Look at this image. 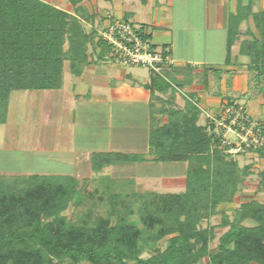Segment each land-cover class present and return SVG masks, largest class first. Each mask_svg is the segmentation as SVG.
Instances as JSON below:
<instances>
[{"label":"trees","instance_id":"16d2710c","mask_svg":"<svg viewBox=\"0 0 264 264\" xmlns=\"http://www.w3.org/2000/svg\"><path fill=\"white\" fill-rule=\"evenodd\" d=\"M69 1L72 12L45 0H0V123L7 120L12 91L60 89L66 61L79 76L93 59H112V45L94 27L87 28L94 16L84 0ZM254 2L237 0V10L229 13L227 53L230 59L240 41L256 87H264V9L255 10ZM249 20L257 33L251 26L242 28ZM172 79V72H151L146 84L151 91L149 146L153 161L188 163L186 190L127 191L123 184L130 180L104 176L107 192L99 200L108 205L109 215L95 218L92 202L84 218L73 220L65 214L70 203L81 206L93 198L83 195L80 179L38 173L0 177V264H200L206 257L207 264H264V203L242 202L233 219L219 209L234 201L252 168L241 167L198 123L199 111L190 99L183 109L174 106ZM168 92L169 121L161 125L154 117L155 101ZM258 151L264 157V146ZM145 161L142 153L94 152L92 168ZM260 175L264 180V170ZM219 213L220 225L228 229L211 251L215 227L203 221ZM133 215L142 227L131 221ZM247 219L256 224H246ZM164 238L167 245L159 248ZM146 245L155 251L143 257Z\"/></svg>","mask_w":264,"mask_h":264},{"label":"crops","instance_id":"0c3cea01","mask_svg":"<svg viewBox=\"0 0 264 264\" xmlns=\"http://www.w3.org/2000/svg\"><path fill=\"white\" fill-rule=\"evenodd\" d=\"M99 1V4L94 8L90 6L89 0L82 2L94 16L92 21L87 23L88 27H94L101 34L118 18L141 26L142 33L150 38L153 47L167 50L176 62L174 66L166 70L172 72L174 76V79L171 80L177 90L175 98L172 99L174 106L179 100L186 102V99H190L198 108V123L205 126L208 131L214 128L209 115L219 118L224 113L226 105L232 102L245 103L253 118L264 122V87H256L255 95L249 97L251 96L249 58L240 54V41L233 45L230 59L227 53L229 13L237 10L236 1L207 0L204 10L206 22L204 28L210 30L211 34L208 39L199 40V42H184V37L178 39L176 36V31L180 29L176 25L175 18L172 17V0H147L146 3L140 0L144 9L135 8L137 0ZM53 4L67 11H73L69 0H66V4L57 2ZM185 23L182 22V28L186 31L189 30L190 24L184 26ZM218 33H220L219 38H215V34ZM242 38L247 37L243 36ZM99 50H95V54ZM126 65L115 57L112 59L95 58L91 64L85 67L81 75L77 76L71 73L69 84H66L63 74L62 88L45 89L44 101L41 103L44 118L40 120L36 141L39 145L38 148L53 153L57 151L56 123H58V114L61 104L70 102L71 108L78 115L69 128L71 138L68 140L67 146L59 150L60 153H63V157H73L72 164L75 169L81 166L79 164L81 159L85 160V165H88V162L92 164L94 152H124L120 149L122 146H132L134 143H139L140 140V136H135L133 133V112L129 111V113L127 109L131 105L141 104L146 108V132L143 134L146 141L144 136L141 140L145 142V147L143 143V152L130 151L126 153H142L151 163L155 162L152 160L155 156L151 153L149 146L151 91L146 87V84L150 83L151 74L149 73L148 78L144 77L141 72L133 73L128 70ZM159 95L161 98L155 101L157 113L154 117L163 125L169 121L166 108L170 107L167 99L171 96V92ZM101 113H105L111 118L110 123L106 126L102 125V120L97 122L92 118V114L97 116ZM80 116L83 118L87 116L86 122L83 124L80 122ZM8 117L6 122H8ZM128 126L130 127L128 128ZM232 157L238 161L237 156L232 155ZM146 162L148 161L144 163ZM175 162H184L186 165L179 171V174L168 177L148 175L149 177L146 179L147 183L161 180L160 182L164 186L163 191L156 190V188L147 190L184 192L188 163L186 161ZM114 165L119 164L109 165L105 168ZM239 165L242 167L240 162ZM238 194L234 201L221 203L219 209L226 210V214L232 212L229 209L227 211L226 208L231 207L235 211L242 203L238 202ZM213 218L214 216L203 222L205 227H215V238L210 244L211 251L216 250L220 236L228 229V227L220 225L222 219L215 222ZM230 218L232 217L230 216ZM245 222L248 225L255 223L251 219H247ZM208 260L206 257L200 264H207Z\"/></svg>","mask_w":264,"mask_h":264},{"label":"rangeland","instance_id":"374dc122","mask_svg":"<svg viewBox=\"0 0 264 264\" xmlns=\"http://www.w3.org/2000/svg\"><path fill=\"white\" fill-rule=\"evenodd\" d=\"M45 1H48L50 3L57 2L59 4H66V0ZM172 1V17L175 18L176 25L178 29H180L176 31V36L178 37V39L184 37V42H199V40L204 41V39H208L211 31L204 28L206 23L204 18V10L207 6V0ZM233 1L237 2V0ZM99 2V0H89L90 6H93V8L97 6ZM135 8L144 9V6L140 3V0H137ZM253 8L255 10L264 9V0H255ZM182 22H186L184 26L190 24L189 30H183ZM249 26H251V28L257 33V30L251 20L246 21L242 24L243 29H246ZM219 35L220 33L215 34V38H219ZM158 51L169 53L167 50L162 49H158ZM126 66V68L133 73L141 72L143 76L147 78L149 77V73L151 74L152 72L148 68L141 66H134L130 64H127ZM71 75L72 74L69 69V62L67 61L65 62L64 67V80L66 84H69ZM249 84L251 95L249 97H252L253 95H255L256 88L254 73L249 74ZM45 91L46 90H15L12 92L8 111V122L0 123V177L9 179L14 178V176L17 175H26L33 173H61L70 174L74 177H77L78 179H80V184L83 188L84 193L83 195L86 196L89 193L93 195V198L88 197L85 203L81 206L75 205L74 201H72L68 209L65 211V214L68 218H71L73 220L84 218L87 208L93 205L92 202H94L96 206L94 214L95 218H97L98 216L107 217L109 215L108 205L105 202L99 200V197L107 192L106 184L103 183L101 179L104 176L108 179L113 178L123 180L128 178L130 182L127 184H123V189L127 191H144L148 188H156V190L163 191L164 186L160 182V179V181L156 180L157 182H153L152 177L151 180L153 183H147L146 179L147 177H149L148 175L168 177L179 174V171L185 168L186 165L184 162L155 161L151 163L150 161H148L146 163H124L107 167L102 171H95L92 168V164H90V162H88V165H85V160L81 159L79 160V164L81 166L75 169V166L72 164L74 162V159H72L73 157H63V153H60L59 150L67 146L68 140L71 138L69 128L71 127L73 121L76 119V115H78V113L76 114L74 109L71 108L70 102H63L61 104L60 113L58 114V123H56V141H58L57 151L53 153L46 149L38 148L39 145H37L36 141L40 120L44 118V112L41 103H43L44 101L43 97L45 95ZM234 103L237 102H232L229 104ZM185 105L186 102L179 100V102H176L175 107L183 109ZM127 110L128 112H133V133L135 134V136H140V140L138 141L139 143H134L132 144V146H122L120 149L124 152H143L142 150H144V148H142V144L144 143L145 147V142L141 140L143 136L145 139V135L143 134H145L146 132V108L145 106L142 107L141 104H134L128 107ZM100 115L93 116L92 114V118L97 122L102 120V125H108L111 121V118H109L108 115H105V113H101ZM86 117L87 116H84V118L82 116L79 117L82 124L83 122H86ZM98 117H100L99 120ZM251 117L253 118L252 115ZM129 127L130 126H128V128ZM228 136L231 140L238 141L237 137L234 134L228 133ZM258 150L259 149L250 151L242 150L238 153L232 154L234 156H237V159L242 167L250 165L253 171V174L251 176H248L240 185L238 202L258 200L264 203V180L260 175V172L264 170V157L259 154ZM226 209L227 211L228 209L229 211L232 210V212L228 214V216H231V219H233L235 216V211L231 207ZM213 219L215 222H219L222 219V214L219 213L214 215ZM112 221L115 222V217L112 218ZM131 221L137 223L140 227L143 226L139 221V217L137 215H133L131 217ZM251 224L255 225L256 223ZM166 245L167 238H164L158 243L157 246L159 248H164ZM154 251L155 250L153 248L146 245L144 246L142 256L148 257L149 255L153 254ZM65 264H70V262L66 260ZM78 264L90 263L82 261Z\"/></svg>","mask_w":264,"mask_h":264},{"label":"built area","instance_id":"2783aa9c","mask_svg":"<svg viewBox=\"0 0 264 264\" xmlns=\"http://www.w3.org/2000/svg\"><path fill=\"white\" fill-rule=\"evenodd\" d=\"M141 28L129 20L118 18L101 35L112 45L111 55L117 60L163 75L176 62L169 53L154 48ZM209 117L214 124L209 132L214 133L228 153L257 150L264 146V124L251 117L245 103L227 104L219 118ZM228 133L234 134L238 141L231 140Z\"/></svg>","mask_w":264,"mask_h":264}]
</instances>
